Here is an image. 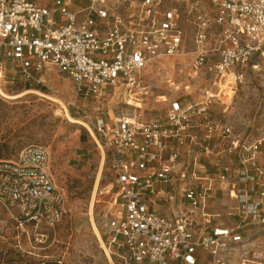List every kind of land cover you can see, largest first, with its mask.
<instances>
[{
	"label": "built area",
	"instance_id": "1",
	"mask_svg": "<svg viewBox=\"0 0 264 264\" xmlns=\"http://www.w3.org/2000/svg\"><path fill=\"white\" fill-rule=\"evenodd\" d=\"M74 3L0 0V75L10 65L11 84L54 91V71L71 83L67 107L113 177L102 238L110 263L226 264L237 254L264 264V141L214 121L218 95L189 91L204 74L220 86L264 60V0ZM170 58L191 60L166 82L174 96L153 84ZM150 101L167 104L164 117L147 112ZM0 207L20 226L54 227L68 215L49 147L0 160Z\"/></svg>",
	"mask_w": 264,
	"mask_h": 264
},
{
	"label": "rangeland",
	"instance_id": "2",
	"mask_svg": "<svg viewBox=\"0 0 264 264\" xmlns=\"http://www.w3.org/2000/svg\"><path fill=\"white\" fill-rule=\"evenodd\" d=\"M89 3L90 0H75L74 10H82ZM190 62V58L158 62L162 71L154 74L153 84L160 94L176 95L166 82L178 79L179 72L185 71ZM10 69L8 65L4 80L0 75V86L6 95L19 96L27 90L19 81L11 84ZM50 78L54 91H30H38L55 101L34 94L10 100L0 94V160L17 159L29 145L49 147L56 184L66 195L69 213L54 227L20 226L0 207V264H111L95 226L106 241L113 177L88 131L68 119L69 114L78 120L67 107L73 93L71 83L56 71ZM215 81V76L209 73L192 81L191 96L195 98L201 90L218 95L211 111L213 120L231 126L242 140L264 141V60L255 58L248 66L234 70L220 86H214ZM150 104L147 112L165 116L167 104L155 105L152 101ZM259 160L264 165V142ZM221 203L215 205L218 212L226 210ZM224 216L222 219L226 220ZM226 264L250 263L233 254Z\"/></svg>",
	"mask_w": 264,
	"mask_h": 264
},
{
	"label": "bare ground",
	"instance_id": "3",
	"mask_svg": "<svg viewBox=\"0 0 264 264\" xmlns=\"http://www.w3.org/2000/svg\"><path fill=\"white\" fill-rule=\"evenodd\" d=\"M0 94L4 97V98H6V99H10V100H15V99H19L20 97H23V96H25V95H30V94H34V95H39V96H42V97H45V98H48V99H50V100H52V101H55L54 99H51L50 97H47L46 95H43V94H41V93H39L38 91H26L25 93H22L21 95H19V96H8V95H6L4 92H3V90H2V88H1V86H0ZM63 107H64V105H63ZM64 109L66 110V107H64ZM67 111V110H66ZM68 112V111H67ZM68 116V119H69V121L71 122V123H73V124H82L79 120H75V119H73L72 117H70V115L68 114L67 115ZM101 154H102V158H103V162H104V154L101 152ZM97 185H98V182H97ZM97 187V186H96ZM95 232H96V234L98 235V237H99V239H100V241H101V243L103 244V240H102V236H101V234L99 233V231H98V229H97V227L95 226ZM113 264V263H112Z\"/></svg>",
	"mask_w": 264,
	"mask_h": 264
},
{
	"label": "trees",
	"instance_id": "4",
	"mask_svg": "<svg viewBox=\"0 0 264 264\" xmlns=\"http://www.w3.org/2000/svg\"><path fill=\"white\" fill-rule=\"evenodd\" d=\"M32 89H38V90H41V91H46L45 89H43V88H40V87H35V88H33L31 85H26L25 86V90H27V91H29V90H32ZM83 140V136L81 137V141Z\"/></svg>",
	"mask_w": 264,
	"mask_h": 264
}]
</instances>
